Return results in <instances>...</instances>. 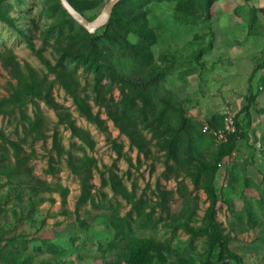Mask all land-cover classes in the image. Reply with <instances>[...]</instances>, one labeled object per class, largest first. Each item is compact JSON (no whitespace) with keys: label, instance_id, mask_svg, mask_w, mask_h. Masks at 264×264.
<instances>
[{"label":"rangeland","instance_id":"1","mask_svg":"<svg viewBox=\"0 0 264 264\" xmlns=\"http://www.w3.org/2000/svg\"><path fill=\"white\" fill-rule=\"evenodd\" d=\"M111 1L74 0L91 25ZM120 11L140 22L126 33L112 13L90 32L61 0H0V264H221L223 249L230 264H264V0ZM109 32L140 49L158 38L156 73L108 55L100 82L70 59L90 50L87 33ZM125 81L162 102L157 117L168 100L177 129L188 119L182 143L199 166L216 167L205 126L234 118L238 140L214 178L197 184L143 115L123 114Z\"/></svg>","mask_w":264,"mask_h":264},{"label":"trees","instance_id":"2","mask_svg":"<svg viewBox=\"0 0 264 264\" xmlns=\"http://www.w3.org/2000/svg\"><path fill=\"white\" fill-rule=\"evenodd\" d=\"M127 0H121L114 8L113 10V21L111 22V28L118 25L119 30H123L127 33L128 28H132L131 22L133 24H138L140 19L136 16L133 17V20H118L121 18L122 13L120 11V8L123 6V4ZM162 1V0H158ZM69 2L76 8L81 10L82 8L78 7L74 0H69ZM138 8L136 4L133 5ZM210 6V5H209ZM112 30V29H111ZM118 34V33H117ZM87 36L89 37L91 41V48L88 52L85 54H72L70 56V59L76 60L79 64L86 67L90 72L94 73L97 76V79L101 82L105 75V70L107 68V65L103 62V59L109 56H116V61L119 62L121 65H127V68L131 71L140 70L141 76L148 75V70L151 71L150 74H155L156 71L153 70V66L151 65L153 61V46L157 44L159 41L158 38L153 36V39L146 41L144 37H142L143 48L140 49L137 47V45H134L130 42H127L124 40L125 36L117 35L115 36L112 33H107V35H92L90 33H87ZM106 40V43H105ZM146 41V42H145ZM148 42V43H147ZM140 58V66L137 65V63L134 61L136 58ZM152 66V67H151ZM152 68V69H151ZM158 76H162L160 73ZM157 76L152 78V81H156ZM151 82V81H149ZM99 83V82H98ZM143 92H139L136 90L133 86L130 85L129 82L125 81L123 84V95L126 96V102L123 100V106L125 107L123 110V114H126L127 117L131 120L135 119L138 116L143 115V121L147 123L148 128H151V130L154 131L153 136L157 139H159L161 143L162 149L167 150L168 154V162H174L177 165L183 163L184 168L188 170V175L192 177V179L195 180L197 184H199L200 181H202V176L204 173H209L212 171L213 178L215 177L218 164L229 154L232 153L233 149L236 146V141L238 140L237 137L231 136L229 138V141L225 144L217 146V158L215 160V166H209L205 163L198 164L197 161L199 159L195 156L197 150L190 147L185 148L182 143L183 138V130L188 122V119L185 118L182 114H180L179 118V128L177 129L178 125L176 126L175 122L171 119H169V116H167L170 112H178L176 108L173 110L174 104L171 103L168 100H165L163 102V107H159L161 110V114H159V117H157V114H155L154 109L152 108V105H158L162 103L161 101H158V99L154 96V94L151 96L147 93L145 94ZM254 94L251 96V100L253 99ZM255 98V97H254ZM167 99V98H165ZM83 109L86 110L82 105H80ZM87 114L90 118L95 119L93 115L88 111ZM138 114V115H137ZM137 115V116H136ZM212 125V124H210ZM135 126V132H137V126ZM213 127V125H212ZM145 144V142H144ZM182 156L187 157L185 161H182ZM221 264H230V262L225 257V249L221 252Z\"/></svg>","mask_w":264,"mask_h":264},{"label":"water","instance_id":"3","mask_svg":"<svg viewBox=\"0 0 264 264\" xmlns=\"http://www.w3.org/2000/svg\"><path fill=\"white\" fill-rule=\"evenodd\" d=\"M121 0H112L111 3L108 5L107 9L105 10L104 14L100 17V19L94 23L89 24V22L81 16V14L76 10V8L69 2V0H61L64 7L68 10V12L77 19L83 26H85L90 32H95L97 30V27L101 24H103L113 13V10L115 6L120 2Z\"/></svg>","mask_w":264,"mask_h":264},{"label":"built area","instance_id":"4","mask_svg":"<svg viewBox=\"0 0 264 264\" xmlns=\"http://www.w3.org/2000/svg\"><path fill=\"white\" fill-rule=\"evenodd\" d=\"M226 127L224 129H211L210 126H205V132L211 133L214 136L217 146L225 144L229 141L230 136L235 132V120L231 116H226Z\"/></svg>","mask_w":264,"mask_h":264}]
</instances>
